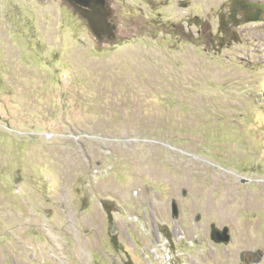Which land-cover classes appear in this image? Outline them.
<instances>
[{
	"label": "rangeland",
	"instance_id": "1",
	"mask_svg": "<svg viewBox=\"0 0 264 264\" xmlns=\"http://www.w3.org/2000/svg\"><path fill=\"white\" fill-rule=\"evenodd\" d=\"M107 1L0 0V264H264V0Z\"/></svg>",
	"mask_w": 264,
	"mask_h": 264
},
{
	"label": "water",
	"instance_id": "2",
	"mask_svg": "<svg viewBox=\"0 0 264 264\" xmlns=\"http://www.w3.org/2000/svg\"><path fill=\"white\" fill-rule=\"evenodd\" d=\"M67 2L74 10L87 21L91 31L100 39L103 37L112 36L114 27L111 28L106 24L105 17L112 12L107 0H63ZM109 11V12H108ZM172 215L178 216V206L173 200L171 203ZM211 240L216 244H226L231 240L228 227L222 229L215 225L211 226Z\"/></svg>",
	"mask_w": 264,
	"mask_h": 264
},
{
	"label": "trees",
	"instance_id": "3",
	"mask_svg": "<svg viewBox=\"0 0 264 264\" xmlns=\"http://www.w3.org/2000/svg\"><path fill=\"white\" fill-rule=\"evenodd\" d=\"M253 14L252 16H246L243 15L240 17V22H237L236 23V26H239L241 24H244V23H248V22H251V21H259L261 19V15L258 14V11L255 10L253 11ZM105 211L107 213V223H108V226H109V236H110V242L113 246V249L117 252H122V248H121V245L120 243L118 242L117 238H116V235L114 234V230H113V219H112V216H111V212L108 210V208H105ZM13 239V235L9 234V233H4V234H1L0 233V245L2 243H10V240ZM15 242H17V240H15Z\"/></svg>",
	"mask_w": 264,
	"mask_h": 264
},
{
	"label": "flooded vegetation",
	"instance_id": "4",
	"mask_svg": "<svg viewBox=\"0 0 264 264\" xmlns=\"http://www.w3.org/2000/svg\"><path fill=\"white\" fill-rule=\"evenodd\" d=\"M109 12V11H108ZM111 14H107V16L105 17V21H106V24L111 28L112 27V12H109ZM108 36V35H107ZM255 258H258L260 257V253L259 252H250ZM249 262V258H246L245 257V254H242V257H241V264H244V263H247Z\"/></svg>",
	"mask_w": 264,
	"mask_h": 264
}]
</instances>
